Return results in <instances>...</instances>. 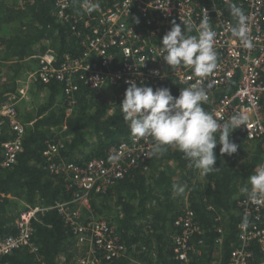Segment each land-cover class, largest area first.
<instances>
[{
    "label": "trees",
    "instance_id": "16d2710c",
    "mask_svg": "<svg viewBox=\"0 0 264 264\" xmlns=\"http://www.w3.org/2000/svg\"><path fill=\"white\" fill-rule=\"evenodd\" d=\"M77 2L71 0L69 21L57 16L56 0H27L24 7L19 8L2 4L6 13L3 22L11 26L18 24V33L2 39L8 50L3 57L0 54V59L6 61L12 57L19 62L5 66L8 77L2 80L4 64L0 61V104L11 95L20 96L19 76L42 64L35 55L52 53L55 55L53 63L62 65L84 54L82 40L86 35L93 36V32L80 24L78 30H73L70 21L79 12ZM116 51L120 54L119 49ZM29 56L33 61L30 66L23 62ZM100 61L98 57L97 62ZM73 76L78 89L74 94L76 104L70 113L65 97L67 80L29 81L28 98L23 103L32 101V107L22 111L17 107L20 120L25 124L22 150L16 162L5 167L1 165L3 143L15 135L7 119L0 117V240L17 234L15 219L22 209L20 201L27 205L50 206L72 195L64 176L51 173L46 167L43 150L49 141L62 140L64 147L60 156L83 165L92 158H107L111 146L132 134L121 111V85L111 83L98 91L86 84L81 73ZM162 88H168L174 97L184 89L174 77L166 79ZM40 91L45 93V100L37 105L34 96ZM202 107L205 109L208 105L203 102ZM31 109L34 114L28 111ZM216 135L219 140V133ZM230 139L239 146L237 152L231 156L221 154L218 144L214 150L218 169L206 176L190 166L184 153L169 145L164 152L153 153L144 165L130 168L105 191L91 192L90 210L84 209V214L92 213L114 223L126 247L125 255L111 264H135L136 261L228 264L231 251L241 242L237 225L243 215L239 201L247 194L242 189L249 190V177L264 161L261 143L249 141L240 132L231 133ZM84 149L90 152L85 154ZM174 185L185 186L184 193H175ZM186 208L194 211L201 229L193 238L196 247L197 240H202L203 245H198L199 252L189 253L188 262H181L174 255V236L180 232L174 220ZM219 216L221 219L216 220ZM32 225L31 241L37 250L29 246L16 249L0 256V264H72L78 248L71 228L56 209L39 212ZM219 227L223 228L224 238L218 247ZM252 248L257 247L252 245ZM259 257L258 252V260Z\"/></svg>",
    "mask_w": 264,
    "mask_h": 264
},
{
    "label": "built area",
    "instance_id": "2783aa9c",
    "mask_svg": "<svg viewBox=\"0 0 264 264\" xmlns=\"http://www.w3.org/2000/svg\"><path fill=\"white\" fill-rule=\"evenodd\" d=\"M233 4L242 8L247 17L250 48L232 32L237 24L231 14ZM77 5L79 12L70 21L73 30H78L80 24L93 32V36L86 35L82 40L84 54L62 65L53 63L54 54H46L40 58L42 64L29 75L30 79L43 83L53 79L67 80L65 97L69 113L76 104L74 94L78 86L73 82L76 72L98 91L111 83L121 85L123 91L119 96L122 101L129 81L154 90L162 88L169 77H174L183 88L197 84L201 78L193 74L191 67L167 65L161 41L173 21L181 25L185 35H197L202 19L207 16L216 33L213 47L217 53V67L200 83L207 94L204 103L208 107L204 110L220 123L229 121L239 112L245 113L249 118L247 124L232 134L240 132L264 148V0H78ZM56 6L57 16L69 21L71 0H56ZM98 57L100 62H97ZM0 117L7 119L15 135L3 143L1 165L5 167L15 163L22 150L25 124L19 118L15 101L0 104ZM155 143L153 137L137 138L131 134L128 139L111 146L107 158H92L80 165L60 156L64 147L62 140L49 141L43 150L46 167L51 173L64 176L72 195L55 205H25L15 221L17 234L0 240V256L25 246L36 251L37 247L31 241L32 221L39 212L49 209L57 210L74 235L78 253L72 264H111L124 256L126 247L117 226L92 213L84 214V209L90 210L92 191L103 192L123 178L130 168L144 165L153 155ZM261 166L264 161L257 169ZM250 190L251 185L246 197L239 201L243 215L237 225L241 242L231 251L228 264H264V198L253 199ZM219 219L221 216L216 218ZM174 225L180 229L174 236L175 259L188 262L189 253L199 252L198 245H203L202 240H197L196 247L193 239L201 231L194 211L186 208L174 220ZM217 230L219 247L224 232L222 227ZM252 245L257 247L256 250ZM258 252L261 254L259 260ZM135 264L156 263L137 261Z\"/></svg>",
    "mask_w": 264,
    "mask_h": 264
},
{
    "label": "clouds",
    "instance_id": "9594fccd",
    "mask_svg": "<svg viewBox=\"0 0 264 264\" xmlns=\"http://www.w3.org/2000/svg\"><path fill=\"white\" fill-rule=\"evenodd\" d=\"M231 14L237 20L236 26L232 28L233 34L245 47L250 48L252 44L244 11L233 4ZM215 36L207 16L202 19L197 35H185L181 25L173 21L171 29L161 41L166 52L163 59L170 67H191L193 74L202 81L217 67V53L213 47ZM201 81L180 90L178 97H174L168 88L154 90L150 86H138L136 82L129 81L120 106L134 137H153L156 141L154 153L164 152L165 146L175 147L184 153L191 162L190 166L206 176L218 169L215 167L217 155L214 151L218 144L221 154L231 156L237 152L239 146L230 139L231 133L245 126L249 118L239 112L227 122H218L202 107V103L207 101V94L200 86ZM249 183L250 196L253 199L264 198V166L249 177ZM173 189L175 193L183 194L185 186L174 185ZM242 191L249 190L245 188Z\"/></svg>",
    "mask_w": 264,
    "mask_h": 264
},
{
    "label": "crops",
    "instance_id": "0c3cea01",
    "mask_svg": "<svg viewBox=\"0 0 264 264\" xmlns=\"http://www.w3.org/2000/svg\"><path fill=\"white\" fill-rule=\"evenodd\" d=\"M26 1L27 0H0V26H2L1 29H0V54H1L2 57H3L4 53L7 52V50H8L5 47V45L2 43V39L9 38L11 35H14V34L18 33V24L17 25L16 24H12V26H11V24H5L3 22L6 13L4 12V10L2 9L1 6H2V4L6 3L7 5L19 8V7H24V4H25ZM14 12H13V15L15 14ZM35 56L39 57V61H40V58L41 59L44 58L43 54H41V56H40V54L35 55ZM31 58H32V56L31 57L29 56L26 59H23V62H26L30 66V64H33L32 63L33 61L31 60ZM0 61L4 64V66L2 68V78L1 79L2 80H6L8 76H6L7 68H5V66L8 65V64L11 65V64H14L16 62H19V60L16 59V58L9 57L8 60H6V61L5 60H1V59H0ZM38 67H39V64L37 66H35V68H33V69L36 70ZM33 69L25 70L22 73V75L19 76V78H20L19 80L22 81L20 83L21 84L20 85V88H21L20 89V96L17 97V96H12L11 95L8 98L9 99L8 101H15L17 103V107L21 111L24 110V109H29V108L32 107L31 106L32 101L27 102V103H23V101L28 98V92H29V87H30L29 81L33 80V79H30L29 75L31 73L35 72V70H33ZM10 99H12V100H10ZM44 100H45V93L43 91H40L38 95L34 96V101H35V103L37 105H39L40 103H43ZM28 111H30V113H33L32 112L33 109L28 110ZM25 205H27L25 203V201H23V200L20 201V206L22 207V209L20 208L21 209L20 212L23 210ZM17 217H16V219H17ZM16 219H15V221H16ZM141 262H152V261H141Z\"/></svg>",
    "mask_w": 264,
    "mask_h": 264
},
{
    "label": "rangeland",
    "instance_id": "374dc122",
    "mask_svg": "<svg viewBox=\"0 0 264 264\" xmlns=\"http://www.w3.org/2000/svg\"><path fill=\"white\" fill-rule=\"evenodd\" d=\"M85 154L89 153L90 152V149H84L83 150Z\"/></svg>",
    "mask_w": 264,
    "mask_h": 264
}]
</instances>
